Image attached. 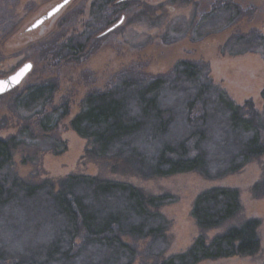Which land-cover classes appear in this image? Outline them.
<instances>
[{
    "label": "trees",
    "instance_id": "16d2710c",
    "mask_svg": "<svg viewBox=\"0 0 264 264\" xmlns=\"http://www.w3.org/2000/svg\"><path fill=\"white\" fill-rule=\"evenodd\" d=\"M139 1L95 0L88 32L65 39L68 25L61 24L48 47H40L52 55L53 66L75 62L101 42L94 37L107 25L106 6L115 5L113 13L124 14ZM229 8H215L206 20L221 18ZM9 14L0 12L3 33L12 29ZM224 50L264 56V33L233 37ZM114 78L106 89L90 90L69 122L87 142L85 157L109 163L112 172L144 178L198 173L219 179L264 156V88L259 111L251 100L243 105L232 101L213 82L204 62L181 60L157 75L130 68ZM57 89V81L46 78L0 96L13 95L20 109L37 115L34 122L23 119L16 135L0 138V264H199L259 252L260 221L231 224L242 210L235 188L213 187L197 195L190 216L199 235L186 251L164 258L169 223L160 208L171 203L170 196L147 195L129 183L87 175L57 182L17 176L14 153L22 148L30 154L34 145L28 141L52 134L68 115L67 102L44 112ZM32 158L22 157L21 163H33ZM254 188L264 194V177ZM223 227L222 233L207 238V232ZM140 242L145 243V259L139 258Z\"/></svg>",
    "mask_w": 264,
    "mask_h": 264
},
{
    "label": "rangeland",
    "instance_id": "374dc122",
    "mask_svg": "<svg viewBox=\"0 0 264 264\" xmlns=\"http://www.w3.org/2000/svg\"><path fill=\"white\" fill-rule=\"evenodd\" d=\"M63 1L1 0L0 12L7 17L10 12L12 29L10 33L0 30V79L12 75L25 63H31L32 70L17 91L41 79H55L58 89L53 103L46 106L44 112L68 104V115L59 121L52 134L28 141L34 145L30 154L25 155L22 148L14 153V173L21 178L55 182L68 175H87L126 182L147 195L170 196L171 203L160 208L169 223L166 231L169 245L164 258L186 251L199 235L190 216L197 195L213 187L235 188L242 210L238 220L231 224L243 219H258L259 252L252 257L206 260L199 264H264V194L260 188H254L264 177V156L239 172L219 179H206L198 173L144 178L132 173H114L109 163L86 158V140L69 126L70 120L80 111L85 95L92 89L111 86L122 70L137 68L150 75L166 74L181 60L207 63L211 79L232 101L243 105L251 100L255 108L262 111L263 54L231 55L224 47L233 37L252 31L264 33V0H140L124 14H114L115 5L111 4L106 6L107 25L95 33L94 38L102 39L101 42L89 47L79 60L53 66L54 58L43 48L58 35L59 25L62 24L61 28L68 25L63 37L69 39L88 32L87 27L93 23L91 5L95 0H69L40 27L27 31ZM220 6H229V12L221 18L206 20L207 15ZM120 20L122 22L115 29L106 33ZM13 98L7 95L0 100V138L16 135L23 119L30 117L34 122L37 118L36 114L20 109ZM51 142L56 143V149L51 148ZM30 156L33 163L23 165L22 157ZM224 229L209 231L206 236L211 239ZM144 248L145 243H138L140 259H145Z\"/></svg>",
    "mask_w": 264,
    "mask_h": 264
},
{
    "label": "water",
    "instance_id": "95a60500",
    "mask_svg": "<svg viewBox=\"0 0 264 264\" xmlns=\"http://www.w3.org/2000/svg\"><path fill=\"white\" fill-rule=\"evenodd\" d=\"M68 1L69 0H65L59 5L49 10L44 16H42L41 18L36 20L31 26H29L27 28V31L28 32L33 31L37 29L38 27H40L45 21L49 20L54 15H56L68 3ZM121 22L122 20H120L116 25L108 29L106 33L115 29ZM31 70H32V64L25 63L12 75L8 76L7 78L0 79V96L7 94L10 91L17 88L23 82V80L27 77V75L31 72Z\"/></svg>",
    "mask_w": 264,
    "mask_h": 264
}]
</instances>
